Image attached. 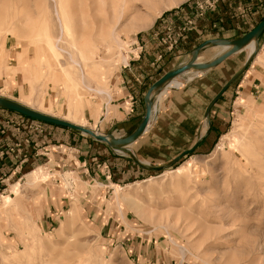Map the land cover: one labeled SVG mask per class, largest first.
I'll use <instances>...</instances> for the list:
<instances>
[{
	"label": "rangeland",
	"instance_id": "rangeland-1",
	"mask_svg": "<svg viewBox=\"0 0 264 264\" xmlns=\"http://www.w3.org/2000/svg\"><path fill=\"white\" fill-rule=\"evenodd\" d=\"M159 1L162 10L154 21L191 0L164 11L167 0ZM111 5L112 0H0V97L92 127L76 114L83 118L85 111L106 107L116 76L141 51L137 38L149 29L132 26L134 10L154 13L139 0L120 19ZM49 44L58 50L63 68L54 65L46 73L34 63V52L50 59ZM77 49L95 67L84 71L66 65L81 62ZM241 53L230 60L238 62L234 73L248 57ZM254 96L230 108L207 152L142 174L144 179L133 175L125 186H109L104 177L88 181L74 159L82 153L63 147L58 152L63 163L58 157L48 165L40 160L13 166L0 180V264H264V87ZM11 121L16 135L32 134L33 142L23 144L37 153L41 145L51 152L61 140L77 141L70 132L27 123L16 114ZM13 184L20 187L17 195ZM50 205L58 209L55 214L53 208V222L47 218Z\"/></svg>",
	"mask_w": 264,
	"mask_h": 264
},
{
	"label": "crops",
	"instance_id": "crops-1",
	"mask_svg": "<svg viewBox=\"0 0 264 264\" xmlns=\"http://www.w3.org/2000/svg\"><path fill=\"white\" fill-rule=\"evenodd\" d=\"M205 1L191 0L177 11H171L154 21L148 32L137 38L142 47L141 51L131 57L130 62L123 66L116 76L113 93L106 107L99 113H95L90 107L91 112L85 111L87 114L84 113L83 118L82 115L77 116L78 114L74 117L80 122L92 125L89 130L93 132L104 128L107 132L103 135L119 139L128 136L143 116V97L153 83L166 73L186 64L190 59L189 53L201 42L211 39L230 40V36H233L232 40L237 39L252 30L264 18V0H215L211 7L199 11L197 5ZM152 29L154 31L149 32ZM257 45V53L243 73L211 108L209 126L204 117L205 110L226 83L244 68L248 57L236 73L233 69L238 66V62H230L234 56L242 53L233 55L216 68L204 72H188L176 78L174 80L176 86H168L154 100L151 119L145 132L127 147L139 164L152 170L137 167L127 156L119 155L104 144L80 133L64 131L62 128L47 124L44 125L62 132H70L69 136L76 137L77 141L68 144L61 140L57 143V150L51 152L48 147L41 145L40 152H34L31 144L26 146L23 144L26 139L33 142L32 134L16 135L15 129L7 125V122H13L12 113L0 110V151H5L7 145L21 144L22 151L26 153V161L24 159L18 162L20 157L5 152L0 158V180L6 172L13 169V166L18 169V165L26 162L41 160L48 165L51 162L50 158L56 160L59 157V162L63 163L62 157L58 155L62 147L66 151L82 153L80 159H74L85 168L81 170L84 178L94 182V179L104 177V183L113 187L127 185L133 175L137 176V179H144L142 174L159 172L182 153L189 155L207 152L215 140V135L220 132L225 114L230 113V108L239 99L245 101L254 99L258 90L264 87V33ZM210 49H212L210 55L202 59V55ZM218 49L220 48L204 49L199 55L198 62L212 61L220 55L215 53ZM221 52L222 50L219 53ZM63 121L71 123L68 120ZM25 122L33 123L28 119H25ZM94 160H97L95 167L92 165ZM53 208L55 214L58 213L57 207L50 205V214L47 216L50 222L54 220Z\"/></svg>",
	"mask_w": 264,
	"mask_h": 264
},
{
	"label": "water",
	"instance_id": "water-1",
	"mask_svg": "<svg viewBox=\"0 0 264 264\" xmlns=\"http://www.w3.org/2000/svg\"><path fill=\"white\" fill-rule=\"evenodd\" d=\"M263 33H264V18L252 30H250L249 32H247L246 34L242 35L237 39L234 40L211 39L201 42L189 53L190 59L186 64L166 73L148 88V90L146 91L143 97L144 113L142 118L138 122L134 131L128 136L121 139L114 138L111 135H100L84 127H79L70 124L68 122H65L63 120H59L50 116L40 114L36 111L30 110L24 106H21L11 100L2 97H0V110L14 113L16 115H19L21 117L27 118L29 120L38 123L52 125L58 128L67 129L73 132L80 133L84 136L89 137L95 142L104 144L109 149L113 150L115 153L119 155L127 156L137 165V167L144 170H152V168L145 167L139 164L135 160L132 153L127 149V147H129L132 143H134L145 132L151 119L153 102L155 98L159 96L169 86V84L176 78H179L180 76L190 71L204 72L216 68L225 60L239 53L246 46L252 43L254 46V50L253 53L250 56H248L244 68L226 83V85L221 89L218 95L207 106L204 117L207 120V124L209 126L210 123L208 117L211 108L213 107L217 99L224 93V91L243 73L245 68L253 59V57L255 56L258 50L257 47L258 41ZM206 48H221V49H225V51L208 63H197L199 55ZM186 154L187 153H182L177 158H175L170 163H168L164 168L167 169L176 165L183 157L186 156Z\"/></svg>",
	"mask_w": 264,
	"mask_h": 264
},
{
	"label": "bare ground",
	"instance_id": "bare-ground-1",
	"mask_svg": "<svg viewBox=\"0 0 264 264\" xmlns=\"http://www.w3.org/2000/svg\"><path fill=\"white\" fill-rule=\"evenodd\" d=\"M114 1V2H113ZM136 1H139V0H112V5H111V10L113 11H116L117 10V17L121 19V16L124 14V12L126 10H130L131 8L133 9L134 8V3ZM144 1V4H147L150 8H153L154 9V13H147L146 15H141L140 12H138V10H134L133 14H132V17H133V20H132V26H134L136 28L137 31H140V30H145V29H148L152 26L153 24V21L155 20V18H157L160 13H161V10L162 9H159V3L160 1L159 0H142ZM166 1V0H165ZM115 2H118L119 4L117 5L118 7L114 8L115 7ZM181 2H183V0H167L165 4H163V11L164 10H170L174 7H177L179 4H181ZM142 3V2H140ZM143 4V3H142ZM158 6V7H157ZM147 7V6H146ZM145 7V8H146ZM149 10V9H148ZM101 25V24H100ZM134 28V29H135ZM109 32V35L110 37L116 41V33H115V30H113L112 28H109L108 30ZM104 33V32H103ZM105 35V33L103 34ZM83 42V41H82ZM115 44H117V41L115 42ZM80 45V44H79ZM118 45V44H117ZM116 45V46H117ZM119 46V45H118ZM85 47V46H84ZM221 49V48H220ZM46 50L49 52V58L50 59H47L44 57V55H41V54H38L37 52H34V63H37L36 65H40L45 71L46 73H49L51 71V69L53 70V66L54 65H59V68H63V65L59 63L58 61V55H57V51L55 48H54V45L53 44H49L47 47H46ZM223 53L225 51V49H221ZM253 50H254V46L253 44H249L248 46H246L243 50H241L239 53L243 52V51H246L248 56H250L252 53H253ZM77 53L78 55H80V59L81 62H75V61H71V62H67L66 65H69L71 67H73L74 70H86V68H89V67H95V63L93 61V59L91 57H87L85 56V53L83 52L82 49H77ZM219 53V54H221ZM39 59H40V62H39ZM199 59V58H198ZM124 61V60H123ZM197 63L198 60H197ZM30 64V63H29ZM31 65V64H30ZM31 69L32 66H30ZM39 67V66H38ZM34 70V69H33ZM65 71V69H63ZM40 71L42 72V69L40 68ZM38 71V72H40ZM35 72V71H34ZM37 72V71H36ZM192 72V71H190ZM63 75H66L65 73ZM70 74H68L69 76ZM67 76V75H66ZM174 82V80L172 81ZM171 82V83H172ZM169 84V86H176L175 82L172 83V84ZM79 85H75V89H76V93H77V98L80 97V94H79V90L78 89ZM159 96H157L156 98H158ZM155 98V99H156ZM16 103V102H15ZM19 104V103H17ZM21 105V104H19ZM23 106V105H21ZM27 106L29 108H31V103L30 104H27ZM25 107V106H24ZM27 108V107H26ZM28 108V109H29ZM31 110V109H30ZM35 111V110H33ZM41 114V113H40ZM47 116V115H46ZM72 123V122H71ZM70 123V124H71ZM75 125V124H73ZM77 126V125H76ZM80 127V126H79ZM179 169V168H178ZM34 173H31L30 175L28 176H25L26 178V183L29 184L31 180H33V177H34ZM29 182V183H28ZM19 185L18 184H13L11 186V192H14L13 194L17 195V192H18V189H19ZM6 198V197H5ZM1 199L3 200L4 198L1 197ZM4 202V200H3ZM4 204V203H3ZM7 205V203H6ZM3 206V205H1ZM0 206V210L3 209V207Z\"/></svg>",
	"mask_w": 264,
	"mask_h": 264
},
{
	"label": "built area",
	"instance_id": "built-area-1",
	"mask_svg": "<svg viewBox=\"0 0 264 264\" xmlns=\"http://www.w3.org/2000/svg\"><path fill=\"white\" fill-rule=\"evenodd\" d=\"M213 1L215 0H206L203 4L201 5H197V8L199 9V11H202V9L205 8H209L211 7ZM7 125H10L11 127H13V129H15V131H18V127L13 123L7 122ZM5 152L14 155L15 157H23V159H25L26 157V153L22 151V147L21 144H14V145H7L5 147V151H0V158L4 156Z\"/></svg>",
	"mask_w": 264,
	"mask_h": 264
},
{
	"label": "trees",
	"instance_id": "trees-1",
	"mask_svg": "<svg viewBox=\"0 0 264 264\" xmlns=\"http://www.w3.org/2000/svg\"><path fill=\"white\" fill-rule=\"evenodd\" d=\"M11 113V112H10ZM12 114H14V113H12ZM17 116H19V115H17ZM19 117H21V116H19ZM21 118H24V117H21ZM24 119H27V118H24ZM29 120V119H28ZM30 121H32V120H30ZM33 122H35V121H33ZM38 123V122H37ZM40 124H42V123H40ZM190 155V154H189ZM186 156H188V155H186Z\"/></svg>",
	"mask_w": 264,
	"mask_h": 264
}]
</instances>
